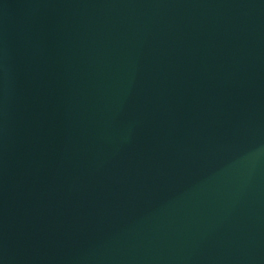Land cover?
<instances>
[{
	"label": "water",
	"instance_id": "95a60500",
	"mask_svg": "<svg viewBox=\"0 0 264 264\" xmlns=\"http://www.w3.org/2000/svg\"><path fill=\"white\" fill-rule=\"evenodd\" d=\"M0 264H264V0H0Z\"/></svg>",
	"mask_w": 264,
	"mask_h": 264
}]
</instances>
